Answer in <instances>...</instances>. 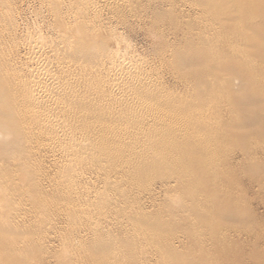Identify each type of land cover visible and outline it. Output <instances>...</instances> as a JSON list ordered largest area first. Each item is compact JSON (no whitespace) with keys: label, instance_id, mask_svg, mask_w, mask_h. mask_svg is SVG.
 I'll use <instances>...</instances> for the list:
<instances>
[{"label":"bare ground","instance_id":"1","mask_svg":"<svg viewBox=\"0 0 264 264\" xmlns=\"http://www.w3.org/2000/svg\"><path fill=\"white\" fill-rule=\"evenodd\" d=\"M146 1L167 12H153L147 31L156 64L129 52L120 33L125 17L142 22V0H42L32 33L18 24L20 1L0 0V218L20 225L15 200L27 199L46 233L38 255L53 238L72 249L58 264H146L155 255L176 264L173 246L185 244L162 234L181 225L151 215L147 204L166 186L181 190L198 179L182 168L210 162L223 143L214 134L228 129L227 117L216 121L230 106L229 73L264 64V0ZM177 7L194 17L180 18L187 32L172 51L159 23L177 31ZM166 68L189 96L163 87L158 71ZM247 84L252 90L259 79L239 80ZM210 201L195 199L192 208ZM196 235L191 227L186 250L206 258ZM15 241L17 250L28 248ZM195 257L190 264H203Z\"/></svg>","mask_w":264,"mask_h":264},{"label":"rangeland","instance_id":"2","mask_svg":"<svg viewBox=\"0 0 264 264\" xmlns=\"http://www.w3.org/2000/svg\"><path fill=\"white\" fill-rule=\"evenodd\" d=\"M19 1V12L22 13L18 19L20 28L24 31L29 29L31 33L35 32L38 27L39 19L37 18L44 11L41 6L42 0ZM142 2L146 9L141 8L144 11L140 20L142 22L125 17V24L121 25L124 29L120 30V33L127 38L130 44L129 52L146 59L149 58L151 62L154 60L156 64L159 58L150 44L147 31L154 26L155 14L153 12L156 14L167 12L164 6L157 5L155 9L153 1H150V6L146 0ZM173 10L180 21L177 31L174 30V23L172 27L167 22L159 23L162 35L168 43L173 44L170 49L172 51L176 47L177 50L183 47L177 39L184 38L187 32L184 20L191 21L194 17L188 13H183L184 16L179 7ZM250 40L253 43L256 39L254 37ZM261 58L264 60V56ZM167 70L166 68L158 71L163 77V87L174 95L186 96L187 94L189 96L191 93L185 92L180 77L179 81L177 80L179 74L175 75L171 69ZM252 75L259 79L258 86L252 90L248 84L243 88L240 87L239 80ZM229 80L231 86H234L228 95L230 106L228 111H224L216 121L217 125L227 117L228 121L225 123L228 124V129L225 134H219V136L217 133L214 134L218 141L221 140L222 135L224 136L223 143L212 152V160L183 167L182 169L185 170L182 172L185 176L192 174V171L198 172L200 174L197 175L198 179L190 181L181 190L166 186L167 190L159 201L147 204L149 207L147 210L151 215H169L176 219L174 225L179 226L177 223L181 225V228L173 227L162 234L164 239L179 236L185 244L182 248L173 246L176 248L174 254L176 264H190L189 261L193 260L191 257L195 255L201 259L203 264H264V64L256 69V72L235 70L229 73ZM180 89L183 90L182 93ZM217 101L222 103V98H217ZM216 125L212 130L216 131ZM5 158L7 159V155ZM168 172L165 171V173ZM199 198L211 200L206 209L192 208L193 201ZM15 203L23 209L17 216L20 225L10 224L7 227L0 218V264L4 260H7L6 264H58L66 250L72 252L68 246L64 250L61 243L55 242L53 238V241L47 244L43 257L38 255V245H41L46 233L38 230L36 218L30 213L31 206L27 199L19 198L15 200ZM191 210L192 214H190ZM57 225L59 229L63 227L60 222ZM191 227L197 234V250L204 252L208 257L203 258L198 252L190 251L189 253L186 250L188 243L191 248L188 236ZM46 229L49 230V227ZM16 237L19 238L18 242L26 243L28 248L17 250ZM73 254L74 259L80 257L78 252H73ZM146 254L147 252H144V256ZM169 256L159 258L155 255L146 264H161ZM189 257L190 260H188Z\"/></svg>","mask_w":264,"mask_h":264}]
</instances>
